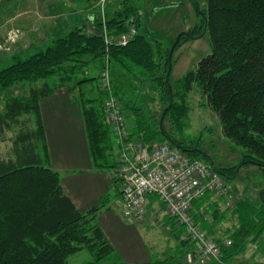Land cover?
<instances>
[{
  "label": "trees",
  "instance_id": "trees-1",
  "mask_svg": "<svg viewBox=\"0 0 264 264\" xmlns=\"http://www.w3.org/2000/svg\"><path fill=\"white\" fill-rule=\"evenodd\" d=\"M85 1L90 3L87 9L91 10L90 26L98 30L101 15L94 7V0ZM187 1L196 17L201 15L200 21L188 31L180 32L177 41L165 51L164 43L142 33L141 0H124L108 2L104 15L109 34L116 36L125 33L132 20L137 34L126 46L107 49L101 36L75 27L57 35L44 50L28 58L13 55L11 65L0 70V92L24 83L33 86L26 97L5 100V112L0 114V143L5 141L7 132L13 129L19 132L12 151L0 153V264H68L69 257L83 250L93 259L89 264L101 260L103 264H126L111 256L112 249L96 223L97 213L108 198L84 213L76 211L63 194L59 175L46 166V159L42 161L33 154V150L42 148V135L25 129L27 126L19 121L31 114L42 131L39 100L61 87L71 90L82 83L98 81L106 56L112 93L123 112L130 111L135 122L129 129L130 137L142 134L144 143H171L188 156H198L195 148L174 139L164 128V122H168L174 130L181 131L189 111L186 97L196 85L207 107L218 118L223 136L245 151L240 166L264 169V0H206V12H200L197 0ZM203 34L208 35L210 53L193 71L180 78L179 93H172L169 82L172 56L184 44ZM91 65L98 73L95 77L85 74L86 67ZM135 68L141 72L135 74ZM134 77L152 86V105L161 104L155 117H144L140 108L122 98L121 88ZM96 90L93 98L81 94L79 99L93 164L98 169L111 171L114 147L103 110L106 95L98 84ZM258 199L264 217V188ZM245 211L243 215L247 218L229 235L231 246L227 249L220 246V264L228 263L244 251L250 237L254 240L264 231V221L253 220L252 214ZM170 220L174 230L182 232L184 238L180 255L145 264H175L193 250L183 229Z\"/></svg>",
  "mask_w": 264,
  "mask_h": 264
},
{
  "label": "rangeland",
  "instance_id": "rangeland-1",
  "mask_svg": "<svg viewBox=\"0 0 264 264\" xmlns=\"http://www.w3.org/2000/svg\"><path fill=\"white\" fill-rule=\"evenodd\" d=\"M197 2L200 12H206V0H197ZM141 4L144 17L142 33L154 41L164 43L163 51L174 43L180 32L188 31L200 21L201 15L196 17L187 0L179 2L178 0H141ZM89 7L90 3L85 0H0V70L11 65L13 55L23 59L28 58L44 50L57 35H63L75 27L82 28L86 20H91L89 15L91 10H87ZM35 23L38 26L37 30L28 31L29 27L31 28ZM156 26L161 28L158 30ZM210 51L207 34L192 39L179 48L171 58L169 82L172 93H179L177 86L180 78L186 72L193 71L196 64ZM86 68L87 76L95 77L98 74L92 65ZM133 72L138 74L141 70L135 68ZM140 77H134L132 81L125 83V86L121 88L124 92L122 98L125 102H133L140 108L144 117L152 118L158 115L161 104L152 105L153 88L147 82L141 81ZM55 82L58 84V79H55ZM97 84V79L86 83V88L91 89L90 95L96 96ZM14 88L0 92V114H4L6 103L4 104L3 101L10 99L9 95ZM17 91V94H20L21 90ZM12 95L16 94L12 93ZM186 99L189 111L183 121L184 125L182 123L181 131L174 130L168 122H164L165 130L174 139L198 151L196 152L198 156H189L191 159L203 164L211 162L216 170L223 173L220 175L230 185L228 186L234 200L239 199L241 202L243 198L252 200L257 209L250 207L247 209V214L250 213L251 218L255 216L256 220L263 222L258 192L264 188V169L240 166L245 151L223 136L218 118L207 107L196 85L187 94ZM124 114L127 117L130 115L128 112ZM131 121L134 122L133 119ZM233 175L236 177L231 178ZM245 204L250 205V203ZM92 260L91 256L83 250L69 257L68 264H89L93 262ZM103 262L101 260L97 264H103ZM175 264H181V259Z\"/></svg>",
  "mask_w": 264,
  "mask_h": 264
},
{
  "label": "crops",
  "instance_id": "crops-1",
  "mask_svg": "<svg viewBox=\"0 0 264 264\" xmlns=\"http://www.w3.org/2000/svg\"><path fill=\"white\" fill-rule=\"evenodd\" d=\"M37 27L35 23L28 31L37 30ZM156 28L159 30L161 26ZM14 87L12 93L16 95L11 93L10 97H26L33 86L19 84ZM17 90H21L20 94H17ZM90 93L91 89H87L86 83H82L71 90L61 87L40 99L38 108L42 131L37 128L33 115H25L19 119L27 126L25 129L42 135V148L33 150L34 156L42 161L46 159V166L59 175L64 196L79 213L103 204V199L108 198L104 208L97 213L96 223L112 249L111 256L126 264H145L155 259H173V256H179L180 249L184 247L181 243L184 240L182 232L174 230L164 205L156 197L149 198L145 219L139 224L126 223L119 210L115 209V202L120 199L121 186L110 180V170L94 166L90 154L79 99L81 94L89 99L93 98ZM127 112L130 114L126 116L128 128L131 129L134 125L131 121L133 116L130 111ZM17 133L19 132L15 129L7 132L5 141L0 143L1 154L5 150L12 151ZM12 154L9 156L12 157ZM241 200L242 202L234 200L232 207L227 208L222 197L208 194L202 201L193 202L191 214L201 229L223 247L224 240L230 238L229 235L247 218L243 215L245 209L256 208L252 200ZM245 203H250L251 206ZM253 220L256 221L255 216ZM262 241L264 231L254 240L250 237L244 251L224 264H264Z\"/></svg>",
  "mask_w": 264,
  "mask_h": 264
},
{
  "label": "built area",
  "instance_id": "built-area-1",
  "mask_svg": "<svg viewBox=\"0 0 264 264\" xmlns=\"http://www.w3.org/2000/svg\"><path fill=\"white\" fill-rule=\"evenodd\" d=\"M121 1L124 0H94V7L101 15L99 36L107 49L126 46L137 34L132 20L125 33L116 36L108 32L105 6L108 2ZM98 86L106 95L103 110L114 147L110 180L121 186L115 209L126 223L139 224L145 219L149 198L156 197L164 205L166 215L183 229L193 244V250L182 256L181 264H220L219 244L201 229L191 207L208 194L222 197L225 207H232L230 187L212 166L191 159L171 143H144L142 134L130 137L127 118L112 93L107 56L105 67L98 75ZM231 244L232 240L227 238L223 247L229 248Z\"/></svg>",
  "mask_w": 264,
  "mask_h": 264
},
{
  "label": "water",
  "instance_id": "water-1",
  "mask_svg": "<svg viewBox=\"0 0 264 264\" xmlns=\"http://www.w3.org/2000/svg\"><path fill=\"white\" fill-rule=\"evenodd\" d=\"M83 29L86 30V31H88L89 33L94 34V35H97V36L100 35L99 30H97V29H95V28H92V27L90 26L89 19L85 21V24H84V26H83ZM176 41H177V39L175 40V42H176ZM173 48H174V46H172L171 49H170V53H169V56H168V61H170V58H171V52H172ZM169 68H170V65H169ZM171 104H172V95L170 94V103H169V106H170ZM169 106H168V107H169ZM165 111H166V110H165ZM165 111L163 112V114H162V116H161V120H162V117H163ZM161 120H160V124H161ZM209 165L212 166V164H209Z\"/></svg>",
  "mask_w": 264,
  "mask_h": 264
}]
</instances>
